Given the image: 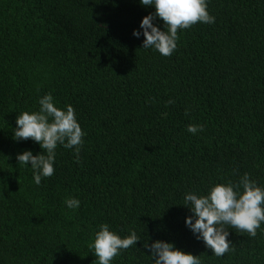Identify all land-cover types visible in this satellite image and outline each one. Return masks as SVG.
<instances>
[{
	"label": "trees",
	"instance_id": "obj_1",
	"mask_svg": "<svg viewBox=\"0 0 264 264\" xmlns=\"http://www.w3.org/2000/svg\"><path fill=\"white\" fill-rule=\"evenodd\" d=\"M207 3L215 23L178 30L165 57L133 36L155 12L139 0H0V264H94L104 223L140 240L113 264H153L157 240L201 264H264V223L255 237L225 225L219 257L185 226L187 192L245 173L264 187V0ZM47 94L86 135L78 159L57 145L37 186L16 156L42 149L13 129Z\"/></svg>",
	"mask_w": 264,
	"mask_h": 264
},
{
	"label": "clouds",
	"instance_id": "obj_2",
	"mask_svg": "<svg viewBox=\"0 0 264 264\" xmlns=\"http://www.w3.org/2000/svg\"><path fill=\"white\" fill-rule=\"evenodd\" d=\"M144 7L155 12L145 16L133 36H143V49H152L161 55L170 56L177 48L178 30L188 29L197 23L213 24L215 17L208 11L207 0H139ZM157 20L163 21V29ZM39 111H23L16 118L13 139L17 142L31 139L38 143L42 152L34 155L31 150L17 154L19 165H30L34 182L41 184L42 178L54 174L57 145L74 149L78 159L83 146V132L71 105L56 106L52 94L39 98ZM172 103V101H169ZM187 114V112H186ZM187 132L196 135L203 131V125L189 124ZM184 207L190 215L185 218V226L197 241H202L213 255L223 256L230 250V232L225 225L238 231L257 235V229L264 223V187L245 173L238 183L231 181L211 186L205 195L195 192L184 194ZM69 210L79 209L80 200L75 197L63 201ZM140 241L136 231L121 237L110 230L107 223L99 225L90 252L96 257L94 264H113L122 250H127ZM150 252L153 264H201L199 256L178 249L173 243L154 241L144 246Z\"/></svg>",
	"mask_w": 264,
	"mask_h": 264
}]
</instances>
